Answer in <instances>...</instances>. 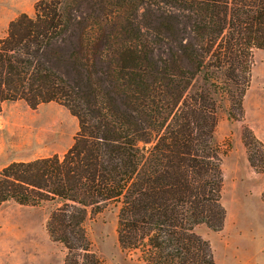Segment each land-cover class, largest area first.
I'll list each match as a JSON object with an SVG mask.
<instances>
[{"label":"trees","instance_id":"1","mask_svg":"<svg viewBox=\"0 0 264 264\" xmlns=\"http://www.w3.org/2000/svg\"><path fill=\"white\" fill-rule=\"evenodd\" d=\"M256 50L264 0L39 1L0 40V112L56 102L80 130L63 157L6 166L0 208L55 204L47 230L65 264H105L85 223L113 203L122 250L147 264H216L196 232L226 221L214 94L243 118ZM198 74L205 86L193 91ZM242 140L264 174V143L248 126Z\"/></svg>","mask_w":264,"mask_h":264},{"label":"rangeland","instance_id":"2","mask_svg":"<svg viewBox=\"0 0 264 264\" xmlns=\"http://www.w3.org/2000/svg\"><path fill=\"white\" fill-rule=\"evenodd\" d=\"M33 1L0 0V35L7 36L11 22L22 10L35 16V6L41 0ZM253 63L241 120L230 117L233 111L239 119L240 112L222 91L214 94L219 106L215 140L223 172L221 203L226 221L221 231H212L204 225L198 229L209 241L216 264H264V174L250 167L242 140L243 129L248 126L264 143V50L254 52ZM184 66L193 70L190 65ZM202 78L200 74L196 76L193 91L205 86ZM79 130L78 119L59 103L42 104L35 109L23 101L6 103L0 112V171L13 162L63 157L74 145ZM55 206L9 202L0 208V264L66 263L65 246L53 241L47 230ZM120 207L119 203L109 204L97 214L88 210L85 228L90 249L105 264H147L140 251L127 252L120 247L117 234Z\"/></svg>","mask_w":264,"mask_h":264},{"label":"crops","instance_id":"3","mask_svg":"<svg viewBox=\"0 0 264 264\" xmlns=\"http://www.w3.org/2000/svg\"><path fill=\"white\" fill-rule=\"evenodd\" d=\"M34 1H35V0H34ZM34 1H33V2H34ZM20 13H22V14H27L28 16L31 15V11H29V10H28V11L22 10ZM30 17H33V16H30ZM10 22H11V20L6 21V23H5V28L8 27V25L10 24ZM11 23H12V22H11ZM3 38H4V35L1 34V35H0V40L3 39ZM4 105H5V104H4ZM4 105H3V106H4ZM51 157H52V156H51ZM48 158H49V157H48ZM40 159H41V158H40ZM30 162H31V161H30ZM13 163H14V162H13ZM11 164H12V163H11ZM3 169H4V168H3ZM3 169H2V170H3ZM2 170H1V171H2ZM1 171H0V172H1ZM7 203H9V202H7ZM201 226H203V225H201ZM201 226H198V227L196 228V232H197V234H199L200 236H202L203 238H205V237H204V233H202V231H200V229H198V228H201ZM206 234H207V233H206ZM206 240H207V239H206Z\"/></svg>","mask_w":264,"mask_h":264}]
</instances>
